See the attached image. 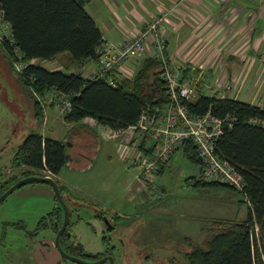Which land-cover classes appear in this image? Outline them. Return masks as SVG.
I'll list each match as a JSON object with an SVG mask.
<instances>
[{"label":"rangeland","instance_id":"374dc122","mask_svg":"<svg viewBox=\"0 0 264 264\" xmlns=\"http://www.w3.org/2000/svg\"><path fill=\"white\" fill-rule=\"evenodd\" d=\"M63 54L67 53H60L49 61L34 59L33 63L50 70L83 71L82 62H71ZM18 62L0 40V186L6 179L22 173L24 167H12L11 160L17 146L28 133L35 131L43 136L56 133V138L65 141L68 138L67 131L71 128L65 125L66 112L56 109L52 102L43 101L45 91L35 95L31 87L33 82L29 87L23 83L16 69ZM26 64L28 62L23 63ZM35 99L43 109L41 115H36ZM89 120L90 116L84 118L85 122ZM92 124L93 121L88 125ZM99 128L100 132L107 129L101 125ZM127 136L129 144L139 138L135 132ZM116 144L119 151L123 150L124 156H134L125 145ZM139 146L142 148L140 141ZM85 151L90 153L91 171L77 177L79 171L73 172L66 166L60 174L66 171L64 177L72 179L69 184H63L70 222L66 225L67 238L83 246L88 255L78 257L86 261H95L98 259L95 253L106 251L102 239L106 236V246L113 247L109 254L113 264H182L184 259L181 251L187 249L182 240L185 236L199 241L205 236V227H211L212 219L227 216L232 220L244 218L246 204L240 192L220 187L201 188L194 186L192 179L186 180L190 176H201L198 165L181 156V149L174 152L161 175L155 173L151 176V182L143 180L140 183L138 179L135 197L123 204L119 201L115 208H111L112 200L123 194L124 182L117 166L124 171L125 163L117 159L114 150L109 162L104 152L100 151L95 156V148L91 151L80 145L67 148L69 162L72 158L78 161V153L85 154ZM108 168L110 171L106 172ZM134 172L130 169L126 175L132 177ZM40 173L55 178L47 170H41ZM150 184L156 186L161 194H155L159 191ZM146 185L155 193L149 191ZM220 206L228 208L224 211L221 207L224 214L218 212ZM229 207H234L235 211L239 209V216L230 215ZM62 210L51 186L45 182L27 181L10 192L0 202V264H34L36 257L33 249L41 242L48 243L50 250H55L58 260L53 264H80L62 256L55 247L54 228L58 221L62 224L64 220ZM98 214H103V218L96 217ZM104 217H107L110 225L103 220ZM102 264L109 263L106 261Z\"/></svg>","mask_w":264,"mask_h":264},{"label":"trees","instance_id":"16d2710c","mask_svg":"<svg viewBox=\"0 0 264 264\" xmlns=\"http://www.w3.org/2000/svg\"><path fill=\"white\" fill-rule=\"evenodd\" d=\"M87 1L0 0L2 20L9 24L10 29V37L1 41L15 60L28 62L19 74L27 87L32 81L33 91L42 93L54 88L67 97L71 109L64 116L66 122L78 124L90 116L111 129H123L135 124L145 108L162 107L169 101L159 59L146 55L132 77L119 78L113 72L95 79L80 72L59 68L50 70L30 62L33 59L49 61L63 52L69 55L71 62L101 59L97 49L103 42L102 34L85 10ZM195 90L193 100L179 98V103L184 104L190 113L199 115L210 111L219 117L226 114L236 117L217 139L216 152L242 175L251 205H247L246 215L241 220L212 219L211 227H205V236L199 241L185 236L182 240L187 249L181 251L182 264H264V127L247 122L249 117L264 119V108L233 98L204 95L197 88ZM42 105L45 106L44 103ZM34 106L36 115H41L43 109L36 99ZM67 148L66 140L43 136L35 131L28 133L11 160L12 167H24L23 171L1 184L0 195L20 178L42 175L41 170L57 175L70 159ZM180 149L183 158L198 165L201 173V162L193 141L187 140ZM160 172L161 169L157 174ZM189 179L194 186L236 191L228 184L205 181L202 177L186 178ZM55 181L64 193V186L57 179ZM54 229L56 232L57 227ZM102 239L106 251L95 253V258L112 253L113 247L106 246L107 237ZM68 240L62 235L59 239L66 253L88 255L81 244Z\"/></svg>","mask_w":264,"mask_h":264},{"label":"crops","instance_id":"0c3cea01","mask_svg":"<svg viewBox=\"0 0 264 264\" xmlns=\"http://www.w3.org/2000/svg\"><path fill=\"white\" fill-rule=\"evenodd\" d=\"M85 10L99 28L103 41L116 45H121L143 30L151 15L159 10H167L169 21L163 22L161 26V33L166 37L165 55L169 63L181 70L183 78L193 80L204 95L233 98L264 108V0H88ZM63 55L68 58L67 54ZM144 57L140 56L131 62L134 72ZM100 62L101 59L84 60L82 75L89 77L95 74ZM116 75L122 78L119 73ZM82 121L84 123L65 122L73 130L66 134L69 148L74 145L85 146L91 151L95 148V156L102 151L109 162L114 150L117 159L125 163L123 150L119 151L116 143H126L127 134L112 138L110 127L106 126L107 129L100 132L99 125H104L102 122L97 121L98 126H90V122ZM49 136L56 138V133ZM83 152L78 153V161L72 158L66 165L73 172L79 171L77 177L88 173L93 167L89 163L90 153ZM117 168L124 182V190L120 198L112 200L111 208H115L119 201L121 204L129 202L138 191V169L128 167L126 163L124 171ZM166 168L161 167L159 174ZM130 169L135 171L132 177L126 175ZM61 171L54 176L55 179L62 185L69 184L72 179L64 177L66 171L61 175ZM109 171L108 168L106 172ZM142 196L145 197L144 194ZM221 207L218 212L224 214ZM222 208L224 211L228 209L226 206ZM229 209L230 215L239 216V209ZM33 251L36 257L34 264H53L58 260L55 250H50L48 243H38Z\"/></svg>","mask_w":264,"mask_h":264},{"label":"built area","instance_id":"2783aa9c","mask_svg":"<svg viewBox=\"0 0 264 264\" xmlns=\"http://www.w3.org/2000/svg\"><path fill=\"white\" fill-rule=\"evenodd\" d=\"M167 15V11L159 10L158 13L150 16L143 30L129 37L121 45L103 41L97 49L101 54V62L97 72L89 76L91 79L103 78L106 73L113 72L119 73L122 77H132L134 71L131 68V61L140 55L146 56L150 50L148 55L160 60L161 77L169 97V101L162 107L145 108L135 124L123 129H109L110 137L116 138L131 132H135L139 137L131 144H129L128 137L123 145L134 154L133 157L125 155V163L128 167L138 169L140 183L143 180L151 182V176L161 167L168 166L173 153L180 149L184 142L191 139L201 162L200 176L205 181L234 187L242 194L245 203L250 206L251 202L245 191V181L242 175L216 152L217 139L223 133L224 128L233 124L236 117L231 114L219 117L210 111L199 115L193 114L184 104L179 103V98L187 101L193 100L196 96V86L193 80L183 78L181 70L169 63L165 55L166 37L161 33V26L163 22L168 21ZM9 37V24L2 20L0 11V40ZM33 60L30 62L33 63ZM22 65L21 61L17 63L16 69L19 73L25 67L23 65L21 69ZM199 75L200 72L197 73V76ZM37 93L33 91V94L38 95ZM43 97L45 103L52 102L59 111L67 113L71 109V102L67 97L59 94L54 88L46 90ZM91 121L93 125L98 124L92 117L88 122L91 123ZM247 122L264 127V119L258 117H249ZM101 126L106 127V125ZM139 141L141 144L143 141L142 148L139 146ZM145 187L151 191L148 185ZM156 190L159 191L157 187ZM155 194L159 195L161 192Z\"/></svg>","mask_w":264,"mask_h":264},{"label":"water","instance_id":"95a60500","mask_svg":"<svg viewBox=\"0 0 264 264\" xmlns=\"http://www.w3.org/2000/svg\"><path fill=\"white\" fill-rule=\"evenodd\" d=\"M27 181H40V182H48V184L51 186L54 195L56 197V199L58 200V202L62 205L63 210H64V220L61 224V226L59 227V229L57 230L56 234H55V239H54V244L55 247L57 249V251L64 256L65 258H67L70 261L73 262H77L80 264H102L105 261H108L109 264H113V258L111 255H105L95 261H86L83 258H80L78 256H74L71 254L66 253L62 247L60 246V236L62 234V232L65 230L66 225L68 223V216H69V211L67 209V206L65 204V193H61L57 182L55 181L54 178H52L51 176L48 175H30V176H25L23 178H20L19 180H17L14 184H12L8 189H6L1 195H0V202L10 193L12 192L16 187H18L19 185L27 182ZM105 219H103L104 221H107V224L110 225V223L108 222L107 218L104 217ZM57 226V224L55 225ZM69 236V234H67Z\"/></svg>","mask_w":264,"mask_h":264},{"label":"flooded vegetation","instance_id":"af4514ba","mask_svg":"<svg viewBox=\"0 0 264 264\" xmlns=\"http://www.w3.org/2000/svg\"><path fill=\"white\" fill-rule=\"evenodd\" d=\"M97 216H98V215H97ZM97 216H96V217H97ZM98 218H99V219H102V218H103V214L100 215ZM106 218H107V217H106ZM60 226H61V223H59V224H58L57 226H55V227H57V230H58ZM108 229H109V228H108ZM66 231H67V228H65V230H64V231L62 232V234H61L64 238H65V237L67 238V232H66ZM56 232H57V231H56ZM56 232H55V234H56ZM60 237H61V236H60ZM67 239H68V238H67ZM105 255H109V254L107 253V254H105ZM105 255H103V256H105ZM103 256H102V257H103ZM98 259H99V258H98ZM105 262H106V261H105ZM108 263H109V262H108Z\"/></svg>","mask_w":264,"mask_h":264}]
</instances>
